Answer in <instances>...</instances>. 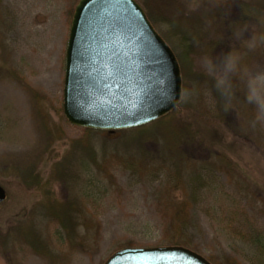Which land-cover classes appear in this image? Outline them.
<instances>
[{"label": "rangeland", "instance_id": "374dc122", "mask_svg": "<svg viewBox=\"0 0 264 264\" xmlns=\"http://www.w3.org/2000/svg\"><path fill=\"white\" fill-rule=\"evenodd\" d=\"M78 1L0 0V264H103L119 248L177 239L210 264H264V0H147L175 56L178 35L206 46L192 47L172 129L151 127L139 149L62 115ZM147 155L203 180L187 192L186 227L171 217L184 193L161 171L123 164Z\"/></svg>", "mask_w": 264, "mask_h": 264}, {"label": "water", "instance_id": "95a60500", "mask_svg": "<svg viewBox=\"0 0 264 264\" xmlns=\"http://www.w3.org/2000/svg\"><path fill=\"white\" fill-rule=\"evenodd\" d=\"M181 101L178 61L135 0H79L66 43L62 115L94 131L134 129ZM6 193L0 186V204ZM103 264H210L179 246L123 248Z\"/></svg>", "mask_w": 264, "mask_h": 264}, {"label": "trees", "instance_id": "16d2710c", "mask_svg": "<svg viewBox=\"0 0 264 264\" xmlns=\"http://www.w3.org/2000/svg\"><path fill=\"white\" fill-rule=\"evenodd\" d=\"M141 6H142V9H143L147 19L149 20L151 25L154 27V29H156V25L163 23V21L159 17H157L156 15H153L152 5L149 2H147V0H142ZM164 22H166V21H164ZM166 23L168 24V22H166ZM196 36H198V35H196ZM177 37L179 39V45L178 46L180 48L181 54L179 56L177 55L175 57L178 61V64L180 67V72H181V75L183 77V75L185 76L186 71L189 72L191 67H192L191 57L189 58V55L193 54L192 52L195 51L194 48L192 49V47L194 45H197V43L200 44L201 41L199 40L200 39L199 36L193 38L192 34H191V36L187 35V34H182V35H178ZM202 41H203V39H202ZM205 46H206L205 43L204 44L201 43L198 48L203 49ZM190 50H191V52H190ZM197 50H199V49H197ZM234 74H235V72H234ZM233 82H235V80L231 81L230 83L233 84ZM236 85L237 84L235 83V86ZM235 86L233 87L234 89H235ZM219 98L220 97L217 95V99H219ZM181 107L182 106L179 104L178 108L175 109L173 112L169 113L168 115L156 120L155 122H153L151 124L141 126L138 128L128 129V130H120V131H94V130L84 129V132L88 135H91L94 139L97 138L99 140H102L103 142L110 141L112 139H116V137L118 139L125 138V140H129L130 143H132L134 146H136V148L139 149L140 147H142L143 144L146 143V141H148L146 136L149 134V132H147V131H149L151 127L153 128V127H155L157 125H161V124L167 125V123H168V125H170V127H171V124H173V118L180 111ZM222 109L225 110V108H222ZM171 129H172V127H171ZM176 134L177 133H175V130H174V135H176ZM173 140H175L174 145L175 144L177 145L179 142L180 143L182 142V140L180 141L179 136L174 137ZM147 158L151 159V162L150 161H146V162L144 161V162L139 163L137 161L138 162L137 163V162H135L136 160L132 159V160H130L129 163L124 162L123 164L125 166L130 167V168L135 169V170H142L143 172L155 170L156 172L161 171V173H164L165 174L164 179L166 181V184L168 185V187H170L168 189L175 188V189L181 190V192L184 193L181 196L180 200L172 201V202H176L174 205L177 208L171 217H172L173 222H175V224L178 228L186 227V225H188L187 221H186L188 212L186 210L189 207V201H188L189 194L187 192L192 188L193 185L197 186V185H201L200 183L203 184V182H202L203 180H200V179L194 180L196 178H199L200 175L193 176L194 175L193 173H190V174L188 172L185 173L187 170H185V168L182 169V168L178 167L179 165L175 166L174 169H170L169 164L162 162L161 160L156 161V157H153L151 155H147ZM224 161H225V163H224ZM218 162L222 165H224L226 163L230 164L229 161L226 162V160L224 158H220V160L218 159ZM82 164H83L82 165L83 170H85V169L87 171L90 170V166L87 163L82 162ZM170 167H172V166H170ZM36 181H37L36 185L39 186V181L38 180H36ZM70 205L71 204H69L68 207H70ZM69 211H71V210H65L63 215H66V216H64V221L66 222V224H68L67 225V228H68L67 233H68V235L70 233L71 234L70 237H71L72 235H75V229L74 228L71 229V226L76 225V216L70 214ZM64 227L65 226L63 225V228ZM181 245H182V242H179L178 239L176 241H170V244H168V246H181ZM123 248H119L118 250L123 249Z\"/></svg>", "mask_w": 264, "mask_h": 264}]
</instances>
